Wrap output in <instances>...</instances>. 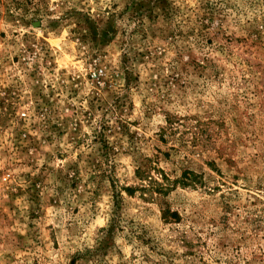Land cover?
<instances>
[{"label": "rangeland", "instance_id": "1", "mask_svg": "<svg viewBox=\"0 0 264 264\" xmlns=\"http://www.w3.org/2000/svg\"><path fill=\"white\" fill-rule=\"evenodd\" d=\"M0 264H264V0H0Z\"/></svg>", "mask_w": 264, "mask_h": 264}, {"label": "trees", "instance_id": "2", "mask_svg": "<svg viewBox=\"0 0 264 264\" xmlns=\"http://www.w3.org/2000/svg\"><path fill=\"white\" fill-rule=\"evenodd\" d=\"M171 124V123H170ZM136 176L142 181V182H146L148 181L149 183L147 185L142 184L140 187H133V188H123V187H119V186H115V184H113L114 189H119L116 190V202H118V199H121V192L122 191H126L129 195H134L137 191L141 192L142 194H147V193H158L161 195H166L169 191L170 188L169 187H165L163 184L158 183L156 180H154L153 178H147L148 176L145 174V171H143L142 169H138L136 171ZM165 181H169V179H167L166 177L164 178ZM119 187V188H118ZM164 219H166L167 217H176L178 218V214L177 213H167L164 212Z\"/></svg>", "mask_w": 264, "mask_h": 264}]
</instances>
